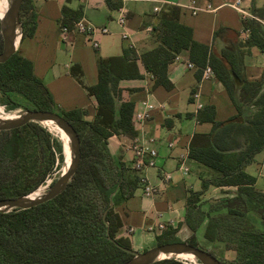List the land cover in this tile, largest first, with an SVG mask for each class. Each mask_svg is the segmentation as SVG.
Segmentation results:
<instances>
[{"label": "trees", "instance_id": "trees-1", "mask_svg": "<svg viewBox=\"0 0 264 264\" xmlns=\"http://www.w3.org/2000/svg\"><path fill=\"white\" fill-rule=\"evenodd\" d=\"M20 17L22 42L36 29L37 17L30 0H24ZM67 25V21L62 23ZM246 26L249 39L238 47H257L264 52V27L254 21ZM152 32L157 43L152 50L138 55L134 49L125 48L120 57L98 59V83L86 87L97 103L92 121L85 120L81 109L58 110L51 93L34 74L33 63L18 52L0 64V92L9 96L3 102L6 110L12 112L21 106L10 97L13 93L25 98L30 110L58 113L76 130L81 148L79 166L63 193L27 210L0 213V264H125L132 259L110 239L132 250L130 240L119 237L122 221L114 207L131 198L143 184L134 174L137 171L114 154L109 144L113 136L137 135L135 104L122 100L120 82L142 77L140 61L152 76L154 87L171 90L168 66L183 51H188L190 62L198 67L199 78L206 67H211L238 111L235 119L220 123L215 121L213 108L205 107L203 113L213 123V130L208 135L195 134L191 140L189 158L211 170L214 177L202 179L201 191H192L187 199L186 224L193 236L186 242L206 251L201 242L210 247L219 245L223 254L231 255L233 264H264V191L257 190L255 177L245 172L264 150V73L259 82L245 81L236 94L230 70L238 76L243 73L234 64L239 53L235 49L215 52L196 42L193 29L181 22L178 6H168L159 13ZM2 46L0 30V53ZM72 75L82 84L81 71L73 69ZM198 118L202 120V114ZM54 153L63 162V142L39 123L0 131V199L39 189L53 170ZM211 186L236 190L203 200ZM180 241L172 228L157 237V245ZM184 263L164 259L154 264Z\"/></svg>", "mask_w": 264, "mask_h": 264}, {"label": "crops", "instance_id": "crops-1", "mask_svg": "<svg viewBox=\"0 0 264 264\" xmlns=\"http://www.w3.org/2000/svg\"><path fill=\"white\" fill-rule=\"evenodd\" d=\"M30 1L37 17L36 29L31 38L18 44L17 52L33 63L34 74L50 91L58 110L69 112L81 109L87 121L94 120L96 115L97 103L89 96L86 87L98 83V59L120 57L125 48L134 49L138 55L155 48L157 43L152 28L159 13L168 6L181 9V22L193 29L196 42L213 48L215 52L235 49L239 53L234 58V64L236 69L243 72L239 77H243L244 83L259 82L263 77L264 52L257 47H238V44L249 39L243 37L247 23L239 13L223 6L231 0H194L200 7L211 4L218 8L216 12H199L196 15L187 8L192 0L130 1L126 4L128 13L124 28L116 22L122 6L118 0ZM243 1L246 7L254 11L261 21L258 23L263 26L264 16L260 14H264V0ZM155 7L161 11L156 13ZM79 20L109 30L106 35H96L98 47L95 48L86 35L76 32L69 34L67 43L61 41L62 23L67 21V26L71 27ZM124 32L128 33V39H123ZM178 58L168 66V76L173 85L171 90L154 87L152 76L140 61L138 68L142 77L120 82L122 100L133 102L135 111L141 109L142 103L146 101L155 105L149 120L140 125L134 124L136 137L113 136L109 140L112 152L121 156L129 167L133 163L130 146L135 138H152L156 141V168L134 174L145 178L146 184L156 187L157 193L146 197L144 184H141L131 198L114 207L122 221L119 237L128 238L132 250L137 252L155 247L157 237L168 228L175 229L176 237L181 241L191 239L193 232L186 224L187 199L192 191H201L202 179L214 177L211 170L189 158L191 140L195 134L208 135L213 130V123L203 113L205 107L213 108L215 121L220 123L229 122L238 116L226 87L214 73L209 77H203L202 74L199 78L196 65L193 69L187 67L190 62L188 51L180 53ZM73 69L76 73L81 71L82 84L72 75ZM201 114L202 120H199ZM168 143L174 145L168 147ZM181 158L186 159L189 169L186 174L178 169ZM245 172L255 177L256 189L264 191V150L256 155L252 164L245 167ZM167 174L170 175L169 180L165 179ZM229 190L236 189L211 186L204 192L202 199H216L223 196V191ZM160 223L165 224L166 229H159ZM200 233L196 234L197 237Z\"/></svg>", "mask_w": 264, "mask_h": 264}, {"label": "water", "instance_id": "water-1", "mask_svg": "<svg viewBox=\"0 0 264 264\" xmlns=\"http://www.w3.org/2000/svg\"><path fill=\"white\" fill-rule=\"evenodd\" d=\"M6 2V10L2 15H0V30L3 41L2 52L0 53V64L7 62L17 53L18 47L16 41L17 38L20 37L21 43L22 38L20 11L24 0H6ZM230 74L232 75V79L235 84V93L238 94L239 89L244 84V79L243 77H239L232 70H230ZM30 123H39L41 125L43 123H51L57 126L64 133L67 140L70 162L66 171L61 173L58 179L50 186L49 190L42 196L31 197V194H28L16 198L0 199V213L27 210L54 199L63 193L79 166L81 154L79 136L74 127L58 113L29 109L10 119H0V131H11ZM63 148L66 160L64 140ZM110 239L116 243L119 248H122L124 251L133 256L132 259L125 264H154L164 259H177V257L183 255L192 256L199 262V264H223L221 260L211 252L195 247L186 241L156 245L144 252H137L123 248L112 238Z\"/></svg>", "mask_w": 264, "mask_h": 264}, {"label": "built area", "instance_id": "built-area-1", "mask_svg": "<svg viewBox=\"0 0 264 264\" xmlns=\"http://www.w3.org/2000/svg\"><path fill=\"white\" fill-rule=\"evenodd\" d=\"M122 3V6L119 8V16L116 19L117 24L121 27L124 28L125 22H126V16L128 13V9L126 7V4L129 3L130 1H138V0H118ZM223 6L229 7L239 13L241 15L242 20L245 23H248L250 21L254 22H261L258 16L254 13L253 10L250 8L246 7L244 5L243 0H231L226 2ZM188 9L191 10L193 15L198 14L199 12H216L218 8L213 7L211 4L206 5L205 7H200L196 5V2L194 0L191 1L190 5L187 6ZM154 11L156 13H159L161 9L159 7H155ZM264 27V24H263ZM71 32H76L80 33L83 35H86L88 38L91 39V42L93 46L96 48L98 47V42L96 40V35H106L109 33V30L107 28H98L92 25L91 23L85 21V20H79L76 21L72 24L71 27L68 26H62L61 32H60V38L63 43H67L69 40V34ZM250 36V29L247 27L244 30L243 37L245 40ZM123 39H128L129 35L128 33L124 32L122 35ZM179 58L177 57L176 60ZM187 67L190 69H193L195 65L193 63L188 62ZM213 74V70L211 67H206L203 70V77H209L210 75ZM141 109L136 110L133 115V122L134 124H142L145 121L149 120L152 117V113L155 110V105L152 104L149 101L143 102L141 105ZM156 141L155 139H148V140H143L139 138H135L132 141V144L130 146L132 152H133V163L132 167L135 171L137 172H144L147 169L151 168H156V160L158 157L157 150L155 149ZM174 143H168V147H172ZM186 159L181 158V162L179 165V171H181L183 174H186L189 169L186 166ZM165 179L169 180L170 175H165ZM52 182V179H49L47 181V186H49ZM142 182L144 184V195L146 197H151L154 196L157 193L156 187L146 184V179L142 178ZM159 229L164 230L166 229V225L163 223L159 224Z\"/></svg>", "mask_w": 264, "mask_h": 264}, {"label": "rangeland", "instance_id": "rangeland-1", "mask_svg": "<svg viewBox=\"0 0 264 264\" xmlns=\"http://www.w3.org/2000/svg\"><path fill=\"white\" fill-rule=\"evenodd\" d=\"M18 49H19V46H18ZM9 95H10L11 98L17 99L20 102L21 106L18 109L12 111V112H8L6 110V106H5V104H3V102L5 103L8 100L9 96L8 95H5V94H3V93L0 92V106L3 108L5 114L18 115V114H20V113H22V112L30 109V104L27 102V100H25V98H23L22 96H20L18 94H13V93L12 94H9ZM49 133H50V135L53 138H55V139L63 142L62 139L59 136H56V135H54L51 132H49ZM52 152H54V151H52ZM40 160H42V159H40ZM64 168H65V157H64L63 162H61V161L58 160L57 153H54V166H53V170H52L51 174L49 176H47L46 181L43 182L42 185L39 188H43L44 187L43 188V189H45V192L44 193H46L49 190L50 186L61 175V173L63 172ZM49 179H52V182H51V184L49 186H47V181ZM200 246L202 248H207V250L212 251L219 258H222V260L225 262V264H233L231 255H229L228 253H224L223 254L222 253V248L219 245H213V246L210 247L207 244H204L203 242H201V245Z\"/></svg>", "mask_w": 264, "mask_h": 264}, {"label": "bare ground", "instance_id": "bare-ground-1", "mask_svg": "<svg viewBox=\"0 0 264 264\" xmlns=\"http://www.w3.org/2000/svg\"><path fill=\"white\" fill-rule=\"evenodd\" d=\"M7 7V2L6 0H1L0 2V15H2L4 13V11L6 10ZM17 46L20 43V37L17 38ZM13 106V105H12ZM12 117H15V115H10V114H5L3 108L0 106V119H10ZM42 126H44L49 132L53 133L56 136H59L61 139H63L65 141V150H66V160H65V168L63 170L66 171L67 166L70 162V157H69V152L67 149V140L65 138L64 133L55 125L51 124V123H43ZM62 140V141H63ZM44 188V187H43ZM43 188H39L37 189L35 192L31 193V197H40L44 194L45 189ZM177 259L184 261L188 264H199V262L193 258L192 256H187V255H183V256H179L177 257ZM185 264V263H184Z\"/></svg>", "mask_w": 264, "mask_h": 264}]
</instances>
